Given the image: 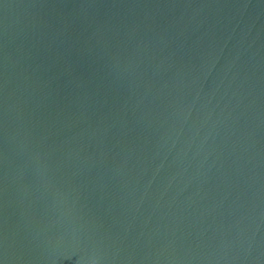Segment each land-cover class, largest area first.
Wrapping results in <instances>:
<instances>
[{
  "label": "water",
  "instance_id": "obj_1",
  "mask_svg": "<svg viewBox=\"0 0 264 264\" xmlns=\"http://www.w3.org/2000/svg\"><path fill=\"white\" fill-rule=\"evenodd\" d=\"M0 264H264V0H0Z\"/></svg>",
  "mask_w": 264,
  "mask_h": 264
}]
</instances>
